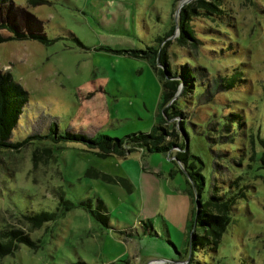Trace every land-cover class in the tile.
<instances>
[{"label":"rangeland","instance_id":"obj_1","mask_svg":"<svg viewBox=\"0 0 264 264\" xmlns=\"http://www.w3.org/2000/svg\"><path fill=\"white\" fill-rule=\"evenodd\" d=\"M179 1L1 0L0 71L27 97L9 139L44 134L50 122L60 134L123 136L164 118L179 131V117L162 113L171 100L161 105L160 76L138 51L146 46L164 45L171 69L185 60L204 65L195 80L206 79L210 90L215 73L228 76L235 68L228 89L179 103L186 147L201 160L200 198L212 184L235 195L216 247L194 253L199 264H264V0H220L219 12L192 14L194 48L176 43L177 25L157 38L177 21ZM32 23L44 40L13 38L12 28ZM178 90L179 84L173 98ZM59 144L54 158L35 164L34 142L0 152V228H20L33 241L18 242L0 264H163L183 254L194 202L173 155L132 150L102 158L78 140ZM88 165L125 178L129 188L84 174ZM99 199L107 226L89 212ZM41 210L55 211L54 218L30 226L21 216Z\"/></svg>","mask_w":264,"mask_h":264},{"label":"trees","instance_id":"obj_2","mask_svg":"<svg viewBox=\"0 0 264 264\" xmlns=\"http://www.w3.org/2000/svg\"><path fill=\"white\" fill-rule=\"evenodd\" d=\"M1 1V0H0ZM176 1V0H174ZM220 0H189L180 6L178 11V19L172 24L169 32L163 37H157L159 43L162 39L169 35L175 25L178 27V34L175 36L176 43L180 46L190 44L195 47L198 38L194 35V31L189 24L190 16L192 14H213L215 11H220ZM210 18V17H208ZM31 24V23H30ZM32 27L26 28L24 31L10 27L14 31L13 38H38L44 40L45 36L40 31V28L32 23ZM37 27V28H36ZM190 40V42L188 41ZM166 43V42H165ZM160 45V44H159ZM130 54H138L132 49L120 50ZM141 56H147L151 64L156 69L161 81V105L168 100L170 103L162 108V113L168 118L171 116L179 117V131L176 130L172 123H168L164 118H161L153 124L148 131L129 132L123 136H112L103 133L93 135H85L83 133H73L65 131V133H58L49 123V129L44 134L30 133L20 140L11 141L9 139L10 132L16 124L22 106L26 101V91L20 84L13 81L7 72L0 71V152L2 150H17L29 142H34L35 145L31 150V160L35 164L38 160L46 162L51 157L54 158V150L59 149L62 145L59 141L62 140H78L83 142L88 151H92L99 157L115 156L124 157L132 150H141L146 152H163L167 156L173 155L171 161H179L181 171L184 173L186 187L184 191L194 202L190 213V230L188 240L183 249V254L177 251L178 257L175 260L164 262L163 264H199L195 253L197 250L203 248L213 250L229 221V209L234 201L235 195L221 194L216 184H212L207 198L201 199L200 193L204 186V177L200 171L201 160L194 154H190L188 148L185 146L187 139V132L185 130L182 116L184 115L182 108L179 106L180 102L185 104L190 97L196 98L199 95L204 96V99L210 100L214 90L221 88L228 89L235 79V68L230 70V74L222 75L215 73L212 77L213 90L209 89L208 81L195 80V76L200 74L195 73L201 70L204 65L190 64L191 62L185 60L180 64H173L174 68H170L168 61V54L164 45L158 48L146 46L144 49L138 50ZM206 69H208L206 67ZM202 72H208L202 71ZM178 84L180 90L176 97L173 94L177 91ZM209 128H212V122H208ZM213 129V128H212ZM212 139H215L212 137ZM211 139V140H212ZM218 140V139H217ZM54 141V142H53ZM174 146L178 149L171 153ZM43 155V158L41 156ZM198 163L196 162V160ZM260 160L264 164V149L261 152ZM84 174L100 176L107 181H120L127 189L129 182L122 177H111L107 173H103L93 166L88 165L84 169ZM175 171L170 169L169 175ZM243 194L241 191L237 193L238 196ZM95 209L89 208L91 215L99 220L101 225L107 226L108 216L103 202L99 199ZM69 206L71 205L68 202ZM67 207V206H66ZM22 218L30 226H38L43 221L52 220L55 216V211L41 210L31 214H21ZM147 230L152 231L150 222L145 221ZM146 228H143V230ZM18 242L32 244L33 241L29 238L27 231L15 227H1L0 228V255L12 252ZM68 264H86L82 260L70 262Z\"/></svg>","mask_w":264,"mask_h":264},{"label":"water","instance_id":"obj_3","mask_svg":"<svg viewBox=\"0 0 264 264\" xmlns=\"http://www.w3.org/2000/svg\"><path fill=\"white\" fill-rule=\"evenodd\" d=\"M187 1H188V0H180L177 8H179L183 3L187 2ZM185 146H186V143H185ZM163 261H164V262H169V261H171V260L164 259ZM164 262H163V263H164Z\"/></svg>","mask_w":264,"mask_h":264},{"label":"crops","instance_id":"obj_4","mask_svg":"<svg viewBox=\"0 0 264 264\" xmlns=\"http://www.w3.org/2000/svg\"><path fill=\"white\" fill-rule=\"evenodd\" d=\"M174 173H175V172H174ZM174 173H173V174H174ZM183 190H184V189H183Z\"/></svg>","mask_w":264,"mask_h":264}]
</instances>
